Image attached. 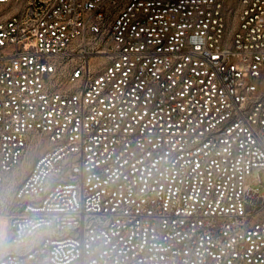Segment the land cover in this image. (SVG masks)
I'll list each match as a JSON object with an SVG mask.
<instances>
[{
    "label": "built area",
    "instance_id": "obj_1",
    "mask_svg": "<svg viewBox=\"0 0 264 264\" xmlns=\"http://www.w3.org/2000/svg\"><path fill=\"white\" fill-rule=\"evenodd\" d=\"M0 264H264V0H0Z\"/></svg>",
    "mask_w": 264,
    "mask_h": 264
}]
</instances>
